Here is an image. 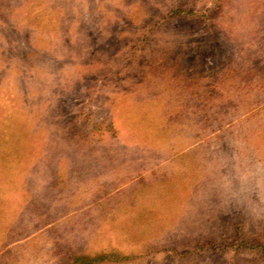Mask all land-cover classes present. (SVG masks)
<instances>
[{
  "label": "rangeland",
  "instance_id": "374dc122",
  "mask_svg": "<svg viewBox=\"0 0 264 264\" xmlns=\"http://www.w3.org/2000/svg\"><path fill=\"white\" fill-rule=\"evenodd\" d=\"M0 264H264V0H0Z\"/></svg>",
  "mask_w": 264,
  "mask_h": 264
},
{
  "label": "clouds",
  "instance_id": "9594fccd",
  "mask_svg": "<svg viewBox=\"0 0 264 264\" xmlns=\"http://www.w3.org/2000/svg\"><path fill=\"white\" fill-rule=\"evenodd\" d=\"M254 173L251 172H246L240 177L241 181V194H243L244 191H246V185L247 182L249 181L250 177H252Z\"/></svg>",
  "mask_w": 264,
  "mask_h": 264
}]
</instances>
